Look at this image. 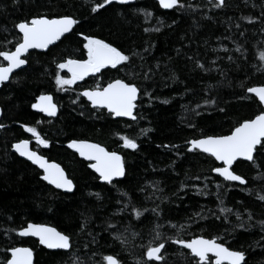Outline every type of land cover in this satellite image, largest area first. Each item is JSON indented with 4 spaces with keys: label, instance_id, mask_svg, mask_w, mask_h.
<instances>
[{
    "label": "trees",
    "instance_id": "obj_1",
    "mask_svg": "<svg viewBox=\"0 0 264 264\" xmlns=\"http://www.w3.org/2000/svg\"><path fill=\"white\" fill-rule=\"evenodd\" d=\"M183 2L195 10H165L155 0H134L129 6L114 4L97 14L90 13L92 0H20L18 6L13 0H0V48L14 50L7 41L17 39L13 25L19 20L35 14L67 13L81 21L74 31L111 42L129 56L137 54L127 68L104 69L69 91H61L55 85L56 62L87 58L82 38L69 35L46 52L31 51L25 70L15 72L1 87L0 124L5 127L0 129V264L10 258L7 249L18 246L33 249L34 264H104L108 254L117 255L122 264H137L143 246L152 240L153 229L174 238L178 229L173 224L186 226L184 239L220 236L232 249L243 245L247 264H264V233L258 223L264 220V201L258 199L264 195V179L260 178L264 155L256 157L255 165L246 161L234 165L235 172L248 180L240 185L211 171L219 165L214 158L187 151V141L229 134L239 121L254 118L263 107L245 89L264 85V71H257L259 54L264 51V0H226L220 9L210 0ZM241 17H250L254 23ZM240 32L245 35L241 37ZM237 44L242 45L243 56L235 51ZM197 60L212 71L197 68ZM173 72L176 81L169 78ZM60 74L68 76L66 70ZM114 79L136 83L142 89L135 121L93 109L84 97L72 103L83 89L97 84L104 87ZM44 93L53 94L59 105L56 118H47L31 107ZM208 99L216 103L205 104ZM21 125L35 127L48 146L38 145ZM122 135L135 139L138 149L124 148ZM22 139H29L35 150L62 165L73 181V192H62L43 181L37 167L12 151L11 145ZM74 139L90 140L120 153L125 177L112 185L101 182L89 163L66 146ZM197 189H205L206 194L197 195ZM129 203L131 207L121 212ZM225 206L240 212L244 220L250 212L253 227L226 235L225 229L230 232L238 221L234 214L229 216L231 225L215 219L213 214H220ZM133 207L143 213L139 219ZM153 208L156 214L144 211ZM198 212L205 219L194 217ZM27 222L47 224L68 234L70 252L51 251L36 239L19 237L17 231ZM120 233L127 237L123 245L114 239ZM166 248L164 264H193L178 254L186 250L171 243Z\"/></svg>",
    "mask_w": 264,
    "mask_h": 264
},
{
    "label": "snow or ice",
    "instance_id": "obj_2",
    "mask_svg": "<svg viewBox=\"0 0 264 264\" xmlns=\"http://www.w3.org/2000/svg\"><path fill=\"white\" fill-rule=\"evenodd\" d=\"M210 2H213L214 7L217 9L226 6V0H210ZM19 3L20 0H13L14 6H18ZM132 3H134V0H92L90 13L98 14L101 10H107L108 7L114 4L129 6ZM158 5L165 10L181 12L195 10L191 4H186L183 0H158ZM145 15L150 16L151 13L145 11ZM241 19L248 20L250 24L254 23L250 17H241ZM80 23V19L67 13L54 16L35 14L16 22L13 28L17 34V39L15 42L11 40L7 41L8 44H12L14 50L11 48H0V86L5 85L16 70H25V66L29 64L30 50H42L46 52L51 45H55L62 38L66 39L69 35H79L82 38L80 43L82 49L86 51L87 58L78 59L70 57L61 62H56V71L54 73L55 85L61 91H69L78 81H84L86 77L101 73L104 69L120 71L121 66L127 68L133 57L137 55L133 53L132 56H129L125 51L114 46L111 42L93 35L84 34L83 32L74 31ZM160 23L163 24L164 21H160ZM236 27L239 28L240 25L238 24ZM147 31L148 29H145V32ZM153 31L159 32L160 28H155ZM244 35V32H240L241 37ZM222 50L225 53L229 51L227 47H224ZM144 51H149V48H145ZM213 51L219 50L213 49ZM235 51L240 53L241 56L244 55L242 45L237 44ZM177 54H180L179 49H177ZM140 58L144 59L143 56ZM188 59H192V57H188ZM228 60L235 63L232 56H229ZM259 60L261 61V65L257 66V71H264V51L260 52ZM212 63L214 64L215 61ZM195 66L205 72L212 71V69L206 68L198 60L195 61ZM156 67H159V63H157ZM65 70L70 76L65 77L60 74ZM151 71L152 69L149 68L148 72ZM148 72L144 73L145 79H148ZM169 78L174 81L178 80L174 72ZM241 87H244V85L242 84ZM245 91L248 94H252L258 100V103L264 106V85L248 86ZM142 94H144L142 93V89L136 83L128 82L124 79H114L107 86L101 87L97 84L94 88L83 90L72 103L75 104L80 97H85L93 109H106L113 117H127L135 121L137 119L135 114L138 106L137 100ZM215 103L216 101L213 99L205 100V104ZM31 107L40 113L46 114L48 117H55L58 112V106L53 102L51 94L39 95ZM219 111L224 112L225 110L220 108ZM4 127L5 125L0 124V129ZM21 127L35 138V142L38 145L48 146V141L41 137V134L35 127L27 125H21ZM120 139L123 142V147L126 149L136 150L139 147L137 141L129 138L127 135H122ZM187 144L189 145L187 148L188 152L198 151L214 158V161L220 162V165L213 167L211 171L222 177L224 181L239 182L240 185H246L248 180L235 172L234 165L239 161H246L255 165L256 157L264 155V107H261L259 113L254 118L239 121L229 134L204 135L200 138L187 141ZM29 145V139H22L12 144L11 148L20 157H25L28 161H31L43 170L41 176L43 181H46L49 185H53L56 189L72 192L74 189L73 181L67 177L64 169L59 164L49 162L44 156L31 150ZM68 148L74 149L86 160L94 161L89 167L95 173H98L99 180L108 185H112L114 180L126 175L124 159L117 152H109L99 144L89 143L85 140H71L68 143ZM260 178L264 179V173L260 174ZM206 187L207 185H205ZM217 187L219 188L220 185L217 184ZM196 194L205 195V189H197ZM95 195L97 199L100 198L99 193ZM217 198L220 199L219 193H217ZM258 199L264 201V195L258 196ZM221 204H223L222 199ZM129 207H131L130 203L125 204L120 211L123 212ZM133 211L137 219L143 215L141 211L136 210L134 207ZM144 211H151L153 214L157 213L156 208L151 210L145 209ZM233 214L236 216L238 223L231 226L230 232L226 228V235L234 234L237 229L248 231L253 227L251 223L253 216L250 212L248 219L244 220L240 212L234 213L233 209L225 206L220 208V214L214 213L213 216L216 220H220L222 224L231 225L229 216ZM194 217L205 219L200 212L195 213ZM258 223L261 227V232L264 233V220ZM109 227L115 228V225L110 224ZM171 227L178 229L174 238H165L159 231L153 229L154 235L152 240L148 245L143 246L141 258L137 264H164L166 259L164 253L167 251L166 245L168 243L186 250L180 251L178 254L186 262L191 261L193 264H247L246 252L242 250L243 245H241L240 249H232L230 246H226L224 238L220 236L213 238L195 236L194 238L184 239L182 238V233L186 231L185 225L173 224ZM125 231H129V228H125ZM17 235L19 237H36L40 245L51 250L70 252L72 248L71 237L68 234L45 224L27 222L25 227L17 231ZM132 235L136 236L137 233H132ZM114 239L122 245L127 243V237H124L123 233L115 235ZM93 240L95 241V237H93ZM261 240H264V235L261 236ZM7 251L10 252V258H6L5 264H32V249L27 247H10ZM103 261L104 264H122L121 259L113 254L105 255Z\"/></svg>",
    "mask_w": 264,
    "mask_h": 264
},
{
    "label": "water",
    "instance_id": "obj_3",
    "mask_svg": "<svg viewBox=\"0 0 264 264\" xmlns=\"http://www.w3.org/2000/svg\"><path fill=\"white\" fill-rule=\"evenodd\" d=\"M155 1H157L158 2V0H155ZM57 43V42H56ZM52 46V45H51ZM50 46V47H51ZM49 47V48H50ZM31 51H34V50H30V52ZM36 51H42V50H36ZM6 63V62H5ZM19 70V69H18ZM18 70H16V72L18 71ZM15 73V72H14ZM13 73V74H14ZM13 76V75H12ZM91 76V75H90ZM89 77V76H88ZM12 78V77H11ZM11 78H10V80H11ZM87 78V77H86ZM9 80V81H10ZM8 81V82H9ZM8 82H6V83H8ZM5 83V84H6ZM105 86H107V84L105 85ZM1 87L2 86H0V89H1ZM86 89H91V88H86ZM83 90H85V89H83ZM82 90V91H83ZM81 91V92H82ZM44 94H51V93H44ZM52 96H53V94H51ZM252 95V94H251ZM85 98V97H84ZM86 100H87V98H85ZM138 101V100H137ZM53 102L54 103H56V101H55V99H54V96H53ZM89 102V101H88ZM90 103V102H89ZM57 104V103H56ZM57 106H58V112H57V115L55 116V117H48L46 114H44V113H41L43 116H45V117H47V118H56L57 116H58V113H59V105L57 104ZM264 107V106H263ZM106 110V109H105ZM37 111V110H36ZM107 111V110H106ZM136 111V110H135ZM0 112H2V114H3V111H2V108L0 107ZM108 112V111H107ZM40 113V112H39ZM2 114H0V119H1V117H2ZM114 118H121V119H128V120H131L130 118H127V117H114ZM74 140H79V139H74ZM81 140V139H80ZM71 141V140H70ZM70 141H68L67 143H66V146L68 147V143L70 142ZM85 141H88L89 143H95V144H99V143H96V142H93V141H90V140H85ZM18 142V141H17ZM16 143V142H15ZM100 146H102V147H104L107 151H109L105 146H103V145H101V144H99ZM189 146V145H188ZM29 147H30V149L31 150H33V151H36L39 155H42V156H44L43 154H41L40 152H38L37 150H35L33 147H32V144H31V142H30V145H29ZM70 149V148H69ZM72 151H74L82 160H84V161H86V162H88L89 163V165L91 164V163H94V161H89V160H86L84 157H81L80 155H79V153L78 152H76L74 149H71ZM12 151L15 153V151H14V149H12ZM109 152H116V151H109ZM118 153V152H117ZM17 154V153H16ZM118 154H120V153H118ZM18 155V154H17ZM121 155V154H120ZM19 156V155H18ZM122 156V155H121ZM20 157V156H19ZM49 162H54V163H57V164H59L58 162H56V161H53V160H50V159H48L46 156H44ZM22 159H24V160H27L25 157H21ZM28 161V160H27ZM30 163H32L31 161H29ZM219 165H220V162H217ZM33 164V163H32ZM35 167H37L41 172H42V174H43V170L42 169H40L37 165H35V164H33ZM60 166H61V168H63L62 167V165L61 164H59ZM90 168V167H89ZM64 169V168H63ZM90 169H92V168H90ZM93 170V169H92ZM65 171V170H64ZM94 171V170H93ZM95 172V171H94ZM215 173V172H214ZM65 174L67 175V173H66V171H65ZM97 174V176H98V173H96ZM216 174V173H215ZM218 175V174H217ZM67 177H68V175H67ZM69 178V177H68ZM123 178V177H122ZM122 178H117L116 180H119V179H122ZM222 178V177H221ZM70 179V178H69ZM101 181V180H100ZM115 181V180H114ZM46 182V181H45ZM101 182H103V181H101ZM105 183V182H104ZM235 183H238L239 184V182H235ZM74 185V184H73ZM52 187H54L53 185H51ZM55 188V187H54ZM58 190H60V191H62V192H66V191H64V190H62V189H58ZM73 191H74V189H73ZM72 191V192H73ZM66 193H71V192H66ZM45 225H47V224H45ZM48 226H50V225H48ZM51 227H53V226H51ZM58 230V229H57ZM31 238H33V239H36L37 241H38V238H36V237H31ZM206 238V237H205ZM39 242V241H38ZM41 246H43V245H41ZM18 247H27V248H30V247H28V246H18ZM44 247V246H43ZM44 248H46V247H44ZM30 249H32V248H30ZM47 249V248H46ZM48 250H51V249H48ZM32 251H33V249H32ZM51 251H56V250H51ZM34 262H35V253H34V251H33V258H32V264H34Z\"/></svg>",
    "mask_w": 264,
    "mask_h": 264
},
{
    "label": "rangeland",
    "instance_id": "obj_4",
    "mask_svg": "<svg viewBox=\"0 0 264 264\" xmlns=\"http://www.w3.org/2000/svg\"><path fill=\"white\" fill-rule=\"evenodd\" d=\"M68 76H70V74H68ZM79 82V81H78Z\"/></svg>",
    "mask_w": 264,
    "mask_h": 264
}]
</instances>
